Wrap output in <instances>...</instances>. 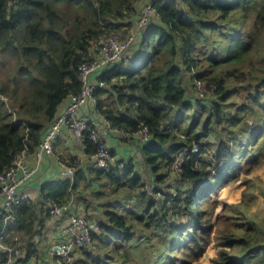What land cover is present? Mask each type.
<instances>
[{
    "label": "trees",
    "instance_id": "1",
    "mask_svg": "<svg viewBox=\"0 0 264 264\" xmlns=\"http://www.w3.org/2000/svg\"><path fill=\"white\" fill-rule=\"evenodd\" d=\"M151 4L153 12L130 53L94 75L103 83L94 92L96 111L110 128L134 132L144 124L151 140L135 138L134 155L125 160L112 148L117 162L102 170L87 132L82 144L89 166L71 158L67 164L78 167L72 179L40 186L45 202H78L87 219L99 223L100 232L74 250L70 264L88 259L191 264L218 229L213 218L220 215V190L235 183L243 188L242 200L225 202L215 264H264V218L248 215L256 199H245L252 180L242 177L264 165V0ZM138 5V0H0V173L22 150L36 152L64 101L82 91L80 66L95 58V43L103 35L125 39L136 30L146 9ZM197 81L214 94L201 97ZM237 98L242 103L232 109ZM207 147L210 157L203 155ZM247 158L245 169L239 161ZM143 163L153 177L151 188ZM168 180L173 183L164 192L158 185ZM36 211L33 201L22 202L4 234L25 218L20 229L27 231L24 238L33 237ZM24 248L25 261L38 252L29 241ZM5 256L0 249V264Z\"/></svg>",
    "mask_w": 264,
    "mask_h": 264
},
{
    "label": "built area",
    "instance_id": "2",
    "mask_svg": "<svg viewBox=\"0 0 264 264\" xmlns=\"http://www.w3.org/2000/svg\"><path fill=\"white\" fill-rule=\"evenodd\" d=\"M151 1L146 5L143 15L138 20L136 30L127 35L125 39H121L116 35H103L95 43V58L93 60L86 58L80 66V79L83 82L82 91L68 97L65 110L56 116L33 154L34 163H29L30 153L24 149L16 156L12 165L0 173V214H5L4 231L0 233V249L6 253L2 264H20L19 259L25 257L21 250L23 241L19 235L13 237V243H4V240L8 237V233L4 234L5 228L7 224L16 220L15 214L18 206L30 199V194L24 189V186L39 172L45 157L53 153L54 142L61 136L64 128L71 130L73 136L81 141L86 136V133L90 132V138L97 147V153L93 158L97 161V166L100 169H107L110 164L117 162V158L112 157L111 147L103 132L98 125H95V127L89 126L92 120L84 116L82 110L90 101L95 102L94 92L96 87L103 85L94 75H99L100 70L122 60L125 55L130 53L131 46L137 43L140 31L147 25L148 17L153 12ZM197 83L202 84L195 87L197 88V93L200 91L199 95L203 94V91L213 90L208 89L207 85L202 81ZM163 125L166 127L167 124ZM107 127L111 129L109 125ZM171 129L177 130L176 128ZM111 130L122 133L130 142H134L136 138L138 143L144 144L152 138L149 128L144 124L134 132H123L118 129ZM194 151L197 152L198 148H194ZM182 160L183 155L175 163V166L179 167ZM60 161L62 179H72L78 167L68 165L61 158ZM46 205L53 220L60 222L62 235L59 240L52 244L51 255L53 258L57 257L56 264H70L74 260V250L91 243L92 234L100 232L99 223L96 219L88 220L83 214L74 211L70 203L62 205L55 201H48Z\"/></svg>",
    "mask_w": 264,
    "mask_h": 264
},
{
    "label": "crops",
    "instance_id": "3",
    "mask_svg": "<svg viewBox=\"0 0 264 264\" xmlns=\"http://www.w3.org/2000/svg\"><path fill=\"white\" fill-rule=\"evenodd\" d=\"M66 102L64 101L58 113H62L65 110ZM94 104L95 102L90 101L83 108L82 114L90 118L91 120H94L106 138L113 139L116 141L117 145H112V146L113 148L116 147V149L114 150L118 153L117 156L120 159L125 160L126 158H130L129 156L132 153L134 155V152L136 149L133 147H129L126 151H121L122 145L127 143L126 142L127 140L123 141L121 139V137H125V136L120 132H116L111 129H108L107 121L104 119L102 115H100L96 111V107H94ZM93 109L95 110L92 111ZM111 134L116 135V136H113ZM75 145H78V150H77V153H79L78 157L84 160L83 166L85 167L89 166L88 163H90V160L86 157L84 153L85 150H84L82 141L76 139L73 136L71 130L64 128L61 136L54 142L53 153L45 157L44 161L42 162L39 172L31 180H29L24 186V189L27 190L30 194L29 200L33 201V203L36 205V209H37L36 213L39 214V219L35 217L37 220H39V224H36L34 226L35 230L33 231H35V233L33 237L32 236L25 237V239H29L28 241L30 243H34L35 245H37L38 249H42L40 248V246L44 245L45 258L40 264H56L55 259L51 255V246L54 242L59 240L60 237L62 236L60 222H56L55 220H53L51 216H49V213H48L49 211L46 205L47 201L45 202L42 198V191L40 189V186L47 181L62 179L63 175H62V165L60 161V156L61 154L65 152L69 153L72 151V153H74ZM29 163H34V158H33V155L31 154L29 156ZM74 204L76 207L75 209V207L73 206L74 211L80 214H86V213H83V212H86V210L82 204L78 202H75ZM0 207H1V201H0ZM22 222H25V218L23 220L19 219V223L16 225V227L12 228L13 230H11L10 233L8 232V237H7L8 239L10 238L12 239L13 236L15 235H19L20 238L22 239V236L25 235L27 232V231L20 229V226H21L20 224ZM23 239H24V236H23ZM34 255L35 254H32L31 258H29L27 261H25V258H26V255H25L24 258L22 257L19 259V263L20 264H32Z\"/></svg>",
    "mask_w": 264,
    "mask_h": 264
},
{
    "label": "rangeland",
    "instance_id": "4",
    "mask_svg": "<svg viewBox=\"0 0 264 264\" xmlns=\"http://www.w3.org/2000/svg\"><path fill=\"white\" fill-rule=\"evenodd\" d=\"M150 1L151 0H138V3H139L138 6L143 9ZM262 51H264V50H262ZM3 75H5V72L1 73V76H3ZM5 77H6V75H5ZM187 79L190 82H192L191 74L189 75V73H188ZM197 82H196V86L202 85V84L197 83ZM198 93H200V91H198ZM192 94H194V93L190 92V95H192ZM213 94H214V90H210V91L208 90V91H203V94H200V95H201V97L206 98L207 96H210ZM237 100L238 101H236V104L233 106L232 109H235V107H238L242 103L241 99L237 98ZM92 102H94V101H92ZM230 102H231V100H230ZM94 107H95V104H94ZM94 110L95 109H93L92 111H94ZM250 122L253 123V120L251 119ZM111 135H113V134H111ZM113 136H116V135H113ZM214 139H215L214 137H210V140L215 141ZM106 140L108 143H110L109 145L111 147V150L113 148L112 145H117L116 141L113 139L106 138ZM123 141H126V140H123ZM126 142H127L126 144L122 145L121 151H126L129 147H133L136 149L137 145L134 142H130L128 140ZM113 149H116V147ZM74 150H75L74 153H72V151H71L69 153L65 152V153L61 154L60 158L63 159L65 162L70 163L71 158H75L76 156L79 155V153H77L78 145H75ZM115 153L118 154L117 152H115ZM203 155H205L206 157H210L212 155V149L207 147V149ZM248 159L249 158L241 159V161H239L245 169L248 168V161H247ZM142 170H143L142 174H143L144 180L146 181V183L148 184V187H149L150 184H152V179H153L152 174L145 167L144 163L142 165ZM242 175H243L242 176L243 179L245 178V179L252 180L251 185L249 187L250 191H249V193L246 194L245 199H249L250 196H253V195L255 196V199H256L255 201L252 202L253 204L250 206V209L248 210V215L249 216L256 215L259 219H262V218H264V193H262L264 191V165H261L260 167L255 168L249 172L247 171L246 174L243 173ZM172 183H173L172 180L171 181L168 180V181H166V182H164L158 186H161V188H162L161 190H163L164 192H168V189H170L169 186L172 185ZM238 186H239L238 183H235V184H232L230 186L224 187L220 190V192H219L220 201H219L218 210L216 211V213L220 214V215H216L215 218H213L214 222L218 220V229L216 230V232L214 234L211 235L210 245L208 246L206 252L201 257H199L197 260H194L193 263H191V264H215V259L219 256V250H220L219 249L220 247L218 246L217 243L221 237L219 238L218 234H219L220 229H223L226 225V223L222 222V219L224 217L222 210H225V202H227L228 204H235V203L239 202L240 200H242V189L243 188H241L242 186L241 187H238ZM151 187L152 186H150L149 188H151ZM153 187H157V186L154 185ZM72 206L75 207V205H72ZM75 209H76V207H75ZM92 210L93 209H89L88 212L90 213ZM229 210L232 214L234 213L233 210H231V209H229ZM83 213H86V214H83L84 216L88 215L87 210H86V212H83ZM225 214H229V212H226ZM219 216H220V218H219ZM38 219H39V217H38ZM36 224H39V220H37V219L34 222V226ZM28 240L29 239H25V238L23 239L22 238L23 243H22L21 250H22V253H24V254H26V249L24 248L23 245H24V242L26 243ZM110 245L113 246V243ZM111 246H109V253L110 254L113 253V249ZM40 248H42V249H38V252L33 256V260H32L33 263L32 264H40L44 260V258H45L44 245H41ZM181 256L183 258L187 257L185 254H181ZM81 264H102V263L95 262L93 259H90V260L88 259V261H85V262L82 261Z\"/></svg>",
    "mask_w": 264,
    "mask_h": 264
}]
</instances>
